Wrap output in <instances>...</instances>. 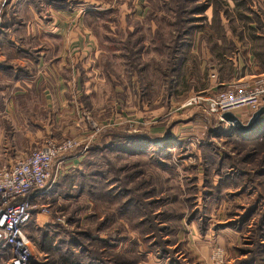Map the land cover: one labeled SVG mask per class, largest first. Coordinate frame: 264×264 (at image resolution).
Returning <instances> with one entry per match:
<instances>
[{"label":"rangeland","instance_id":"1","mask_svg":"<svg viewBox=\"0 0 264 264\" xmlns=\"http://www.w3.org/2000/svg\"><path fill=\"white\" fill-rule=\"evenodd\" d=\"M71 1H89L95 46L78 103L84 135L65 140L80 144L70 157L86 151L44 201L56 234L26 228L37 264H264V139L182 108L197 96L211 16L239 13L225 0ZM178 124L190 138L149 134Z\"/></svg>","mask_w":264,"mask_h":264},{"label":"crops","instance_id":"2","mask_svg":"<svg viewBox=\"0 0 264 264\" xmlns=\"http://www.w3.org/2000/svg\"><path fill=\"white\" fill-rule=\"evenodd\" d=\"M225 1L230 12L239 15L235 20L227 15L211 16L209 21L218 23L217 29L210 46L200 49L195 95L211 96L232 84L253 85L264 75V0ZM71 2L0 0V171L43 142H62L84 135L78 103L86 93L95 44L86 24L89 1L75 8ZM196 53L197 49L193 51ZM233 114L244 124L253 115L246 110ZM219 121V129L240 135L222 119ZM194 123L203 120L196 119ZM180 126L152 127L149 134L185 141L193 128ZM84 155L79 151L75 157L63 159L62 165L56 164L47 185L49 190L41 193L36 202L48 206L45 199L62 192V182L80 171ZM76 188L73 184L72 190ZM31 222L37 230L56 224L51 215L40 213ZM40 259L41 255L34 257L33 264ZM202 260L206 261L204 257Z\"/></svg>","mask_w":264,"mask_h":264},{"label":"built area","instance_id":"3","mask_svg":"<svg viewBox=\"0 0 264 264\" xmlns=\"http://www.w3.org/2000/svg\"><path fill=\"white\" fill-rule=\"evenodd\" d=\"M191 106L203 107L220 119L242 110L254 114L264 107V75L253 85L232 84L211 96H194L182 108ZM76 141H48L0 171V264L34 263L26 228L35 214L50 215V208L36 199L52 179L54 166L80 148Z\"/></svg>","mask_w":264,"mask_h":264},{"label":"water","instance_id":"4","mask_svg":"<svg viewBox=\"0 0 264 264\" xmlns=\"http://www.w3.org/2000/svg\"><path fill=\"white\" fill-rule=\"evenodd\" d=\"M264 116V107L260 108L256 113L252 115L250 120L244 124L237 118L233 113H225L222 115L221 119L228 125L232 126L235 131L240 135H251L253 133L254 127Z\"/></svg>","mask_w":264,"mask_h":264},{"label":"trees","instance_id":"5","mask_svg":"<svg viewBox=\"0 0 264 264\" xmlns=\"http://www.w3.org/2000/svg\"><path fill=\"white\" fill-rule=\"evenodd\" d=\"M252 137L256 136V138H258L259 140H263L264 139V116L260 119V121L256 124V126L254 127L253 133L250 135ZM243 137V136H242ZM247 139V137H245ZM248 141L251 139H247ZM126 142H129V140ZM124 142V143H126ZM43 230H49L48 232V236H52L56 234V230H57V225L55 224L52 227H48L47 229H43ZM40 230V232H42L43 234V238L46 236L44 231ZM47 238V237H46ZM44 238V241L47 239Z\"/></svg>","mask_w":264,"mask_h":264}]
</instances>
